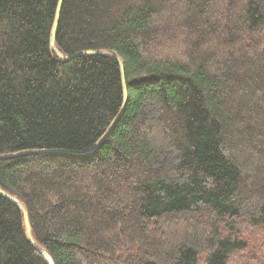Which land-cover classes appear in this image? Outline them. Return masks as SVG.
Wrapping results in <instances>:
<instances>
[{
	"label": "trees",
	"instance_id": "trees-1",
	"mask_svg": "<svg viewBox=\"0 0 264 264\" xmlns=\"http://www.w3.org/2000/svg\"><path fill=\"white\" fill-rule=\"evenodd\" d=\"M0 0V189L54 264H264V0ZM176 44L179 47H176ZM58 53L59 55H57ZM0 264H49L0 194Z\"/></svg>",
	"mask_w": 264,
	"mask_h": 264
},
{
	"label": "water",
	"instance_id": "water-1",
	"mask_svg": "<svg viewBox=\"0 0 264 264\" xmlns=\"http://www.w3.org/2000/svg\"><path fill=\"white\" fill-rule=\"evenodd\" d=\"M61 4H62V0H58L57 6H56V9H55V13H54L52 26H51L50 39H49L50 46L55 52H56V50H55V47H54V39H55V31H56V27H57V24H58ZM56 54L59 55L58 53H56ZM88 54L109 55V56L113 57L118 62L119 66H120L121 84H122V92H123L124 100H123V103H122L120 111L115 116V118L112 120V122L110 123V125L108 126L106 131L103 133V135L97 140V142L89 150H86V151L76 152V151H70V150H64V149L26 150V151H19V152H13V153L0 154V159L14 157V156H19V155H26V154H30V153H40V154H45V153L84 154V153H88V152L93 151L101 143V141L108 135L109 131L111 130V128L113 126V124L115 123V121L122 114V112L124 110V107H125V104H126V101H127V91H126V84H125V77H124V66H123L122 60L117 55H111L105 50H82V51H79V52H75L73 54L63 55V56L59 55V56H61L65 60H69V59L77 57V56L88 55ZM0 194L3 197H5L7 200L12 202L14 205H16L22 211V213H23V221H24V226H25V233H26V236H27L29 242L31 243V245L38 252H40L47 259L49 264H54L52 259L50 258V256L42 248H40L35 243V241H34V239L32 237V234H31L30 225H29V221H28V214H27L26 208L19 201H17L15 198H13L10 194L6 193L2 189H0Z\"/></svg>",
	"mask_w": 264,
	"mask_h": 264
},
{
	"label": "rangeland",
	"instance_id": "rangeland-1",
	"mask_svg": "<svg viewBox=\"0 0 264 264\" xmlns=\"http://www.w3.org/2000/svg\"><path fill=\"white\" fill-rule=\"evenodd\" d=\"M176 47H179V45H178V44H176Z\"/></svg>",
	"mask_w": 264,
	"mask_h": 264
}]
</instances>
